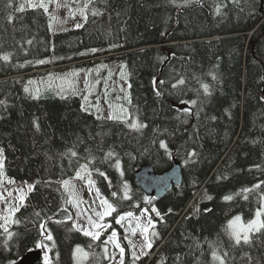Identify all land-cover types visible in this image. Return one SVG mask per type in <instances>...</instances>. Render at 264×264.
Instances as JSON below:
<instances>
[{"label":"trees","instance_id":"obj_1","mask_svg":"<svg viewBox=\"0 0 264 264\" xmlns=\"http://www.w3.org/2000/svg\"><path fill=\"white\" fill-rule=\"evenodd\" d=\"M21 3L25 5L22 13L15 10ZM183 3L93 0L81 27L61 30L55 29L54 15L43 8L33 9L26 0H12L9 8L8 0H0V55L10 54V62L0 59V100L5 102L0 105V147L6 157L3 180L24 185L40 181L16 213L21 223L10 225V231L17 235L7 248L5 236L0 235V264H17L40 249L35 247L40 239L35 213L57 219L61 209H69L67 193L58 181L74 177L89 154L95 157L89 165L94 188L117 211L103 221L111 227L99 241L73 228V220L60 224L50 221L48 228L55 240V247L46 242L51 247V264H74L77 245L89 253L88 264H108L110 247L107 245L106 256L102 242L113 230L125 248L124 264H213L205 241L228 250L234 257L229 264H249L245 252L252 257L251 264H264V232L253 236L251 246L233 248L223 231L231 218L241 215L248 221L259 207L256 192L249 193L248 200L242 195L231 201L223 197L250 187L257 178L264 179V0H240L239 5L202 0L203 6L194 2L180 6ZM225 3L227 7L216 15V5ZM93 7L102 14L92 16ZM253 9L254 14H250ZM8 15L13 16L12 22ZM40 60L45 63L39 64ZM112 60L125 66L123 71L131 85L128 123L132 119L146 123L147 128L140 132L129 129L121 117L110 120L85 112L78 91L62 98L55 93L66 86L76 87L74 83L83 75L89 87L93 81L102 84L113 74L102 63ZM98 64L102 65L95 78L89 69ZM64 71H72V75L57 80ZM180 78L185 84L173 89L172 84ZM202 83L209 84L211 96H204ZM34 89L36 93L39 90L38 98L32 94ZM181 99H195L197 103L190 112H183L189 106L181 104ZM201 100L206 102L201 105ZM161 140L168 145L170 156L160 147ZM74 145L78 156L70 163L59 153ZM110 149L116 155L105 159ZM191 150L198 153L193 158L196 163L188 160ZM176 162L183 167L182 185L160 201L149 198L146 202L147 196L134 184L135 173L144 166L164 173ZM257 164L260 169L253 167ZM48 180L53 183L46 185ZM81 181L73 179L72 183L76 188V182ZM124 182L131 199L122 198ZM112 192L118 195L112 197ZM199 192V211L186 212ZM153 207L163 221H157L159 238H152V250L162 248L150 262L148 258L135 260L129 239L115 219L129 211L141 216L145 208L149 209L147 215L155 218Z\"/></svg>","mask_w":264,"mask_h":264},{"label":"snow or ice","instance_id":"obj_2","mask_svg":"<svg viewBox=\"0 0 264 264\" xmlns=\"http://www.w3.org/2000/svg\"><path fill=\"white\" fill-rule=\"evenodd\" d=\"M50 2H51V0H50ZM173 2H175V0H173ZM193 2L203 6L202 0H184V3L180 6H187L188 4H191ZM227 2L231 3V4L239 5L240 0H227ZM28 3L30 5V7L33 9L43 8L45 13L48 12V7H47V3L45 2V0H39V2H36V0H28ZM92 3H93V0H87V3L85 4L84 8L81 9V15L85 21L88 19L87 13H88L89 5H91ZM7 6L9 8L12 7V0H8ZM222 7H227V3L216 5V7H215V14L216 15L221 14V8ZM15 10L22 13L25 11V5L23 3H21ZM240 11L242 12V11H244V9L241 8ZM101 14L102 13L98 8L93 7L91 9V15L92 16H99ZM250 14H254V9H253V12ZM73 18H74V16H73ZM12 20H13V16L8 15V21L12 22ZM81 26L82 25H80V24L76 25L77 28H79ZM26 43L30 45L32 43V41L28 40V41H26ZM21 47H23V45H21ZM93 51H95V50H93ZM0 59H2L5 62H10V54L0 55ZM38 63L44 64L45 61L40 60V61H38ZM212 79L213 80L216 79L215 75L212 76ZM29 83H31V81H29ZM155 83H156L155 80H153L154 85H155ZM163 83H164V81H160V84H163ZM184 84H185V80L183 78H180L175 83L172 84V88L177 89V88H179V86H182ZM129 87H131V85H129ZM201 87L203 88V94L205 97L211 96L212 93L210 91L209 84L202 83ZM24 90H25V92H28L27 88H25ZM38 91L39 90L37 89V93H38ZM181 91H183V89H181ZM156 94L160 95V92L157 90ZM34 98H38V97H34ZM198 99H199V94H198ZM205 102H206L205 100H201V105H203ZM4 103L5 102L3 100H0V105H2ZM129 103H131L130 99H129ZM196 103H197V100H195V99H193V100L181 99V104H185V105L189 106L187 108L182 109L181 111L190 112L191 106L196 105ZM82 109H83V106H82ZM199 111H202V107H201V109H199L197 111V113H196L197 117L199 116ZM116 118L117 117H109V119H116ZM128 119H131V117H127L126 119H124L123 122H125L127 127L131 130L140 132L142 129L147 128V124L139 121L138 119H132L130 123H128ZM211 119L215 120L216 117L212 116ZM34 126L37 128V130L39 129V124L36 123L35 121H34ZM160 147L163 148L169 156L171 155V152L168 149V145L163 140L160 141ZM74 148H75V145L73 146V148H69L65 152L59 153L60 157L62 159L64 157H68L69 162L71 163V158L78 156V153L74 150ZM89 153H90V150H89ZM45 155L47 156V154H45ZM115 155H116L115 152L110 149L106 153L105 159H109ZM187 157H188V160H191V162L196 163L197 160H195L193 158L198 157V153L195 150L188 151ZM47 158L49 160L52 159L51 156H47ZM5 159H6V157L4 155V148L0 147V174L3 173V169L5 167ZM86 159H87L86 163L79 164V167L76 170L74 177L58 181V183H60L61 187L67 193V199L65 202L68 204H72L76 208L80 207V204L82 203V201L80 200L79 196L77 195V193L75 191V186L72 183V180L73 179L84 180L87 177V184L89 186L90 192H91L92 186H94V184H95V181H93L91 179L92 170L89 168V165L94 162L95 157H93L89 154V156ZM77 163H79V161H77ZM116 163H117V167H119V161L118 160ZM253 167H255L256 169H260L261 165L257 164V165H254ZM251 170L252 169L250 168L249 171H251ZM95 171L98 172L100 176H103V177H105V179H107L106 174L104 172L100 171L99 168H96ZM121 175H123L122 170H121ZM217 178L220 179V177H217ZM8 183H10V184L15 183V181L9 180ZM38 183H40V181H36L33 184H27V192H25V189H23V188L16 189V192L18 193V198L13 197L12 191H8L7 196H5V194L3 192H0V201L4 202L6 204V207H7V214L6 215H0V221H3L2 223H0V229H2V232H0V235L5 236V239L3 241L5 248L8 247V242L11 241L14 236L17 235V233L10 231V225H13V224L19 225L21 223V221L19 219L15 218L16 213L20 211L21 207L25 206V200H26L27 193H31V192L35 191L36 190V184H38ZM44 183L46 185H50L53 182L51 180H48V181H45ZM109 186H111L110 181H109ZM122 187H123V197L122 198L123 199H131V197L129 195V188H128L127 183L124 182L122 184ZM252 192L257 193V200L259 203V207L255 211L254 218L245 222L242 219L241 215H236L227 222V224L225 225V227L223 229L225 235H227L229 240L232 242L231 247H233V248L237 247V246H241V245L251 246L252 241H253V236L257 233L264 232V219H262V217H264V179L257 178L256 183L252 184L250 187L241 188L235 194L225 195L223 197V200L231 201V200H233L234 196L242 195V198L244 200H248V198H249L248 194L252 193ZM111 195H112V197H116L118 194L116 192H112ZM96 196L99 199V204L103 209V211H96L94 213L95 217H97L98 219H93L92 215H88L87 221H88V224L90 225V228L86 229L83 225H79V224H75V223L73 224V228H76L77 230L82 231L83 235L91 237L92 240L99 241L101 238V235H103V232L107 231V229L111 227L110 223H103V221L105 220L106 217L111 216L113 212H116L117 208L113 203H111L109 201V199L107 197H103L100 194L99 189H96ZM144 199L146 202L149 201L148 197H145ZM207 199L211 200L212 197L207 196ZM93 203H95V200L93 201ZM137 207H139V205H137ZM61 211L67 212V209L63 208V209H61ZM171 211L172 210L169 209V212H171ZM196 211H199V209H197ZM210 211H211V209H205V212H210ZM151 212H154L156 217H159L160 221H163V216L161 215V213L156 208L153 207L151 209ZM147 213H149V209L145 208L143 210V212L141 213V215H144ZM35 215L39 218V221L34 222V223H37L39 236H40V239H38L35 242V247L40 248V249L45 251V258H44L45 264H51V258L48 255V253L51 252V247H49V245L46 242H51V246L55 247V240H54L51 229L48 228V224L50 221L53 223H56V224H60L61 220L54 219L53 216H48L46 218L41 217L39 212L35 213ZM56 215H59V214L57 213ZM133 215L134 214L131 211H129L127 213L119 214L117 216V218L115 219V223L121 224V222L123 220H125L126 217L131 218V217H133ZM136 227L140 228L142 233H143V239L145 241V247H146L147 251H144L142 249V254L147 256V255H149V253L153 247V239L152 238L153 237L159 238V233L157 231H155V229L157 227V221L154 220V218L151 215H147L146 223L143 225H141L140 223H137ZM132 235H135V230H133ZM205 242H207L209 244V248L211 249V257H212L213 264H229L230 260L234 259V257L229 256L228 250H222V245H217L216 242H208V241H205ZM102 243L104 245V252H105L106 256L108 254L107 244L112 243L114 245L115 249L119 250V252H118V255L120 257L119 264H124L123 257L125 255V248L121 246V243L118 240V233L115 230H113L111 232V234L108 236V238L106 240H104ZM129 244H131V241H129ZM90 247H91V245H90ZM196 247L200 248L199 242L196 243ZM74 255L76 256L78 264H79L80 261L87 259L89 253L85 252L83 248H81L79 245H77L76 248L74 249ZM57 256H58V253H57ZM132 256L135 260L140 259V255H138L136 252H133ZM244 256H246L248 258V262H249V264H251L252 257L247 252L244 253ZM243 258L244 257H241V259H243ZM112 259H115V256H113ZM177 259H179V257H177ZM10 264H15V261H10ZM161 264H162V262H161ZM197 264H199V261H197Z\"/></svg>","mask_w":264,"mask_h":264},{"label":"rangeland","instance_id":"obj_3","mask_svg":"<svg viewBox=\"0 0 264 264\" xmlns=\"http://www.w3.org/2000/svg\"><path fill=\"white\" fill-rule=\"evenodd\" d=\"M26 1L28 3V0ZM45 2L47 3L48 12L54 15L55 29L59 28L62 30V28H76L77 24L83 25L85 20L81 15V9H83L85 6V0H51V2L50 0H45ZM102 64L105 65L104 67L105 70L109 72H113L112 77L107 79L102 84H99L100 83L99 81L96 82L93 81L91 83V87H89L86 83L87 76L83 75L79 79H77L76 82L74 83L77 84L76 87L68 88L66 86L64 90L60 89L58 91H55V93L62 98L66 95L69 96L71 94H75L78 91L80 93L79 96L82 99L83 110L85 112H88L96 116L97 118L99 117V118L109 119V117H121L122 119H126L129 115V111L127 108L129 104V97H128L129 84L127 83V79L125 76L126 74L123 71V69H125V66L122 65L121 61L118 60L107 61ZM102 64L90 66L89 71L95 72L94 74L95 78H98V70H100ZM71 72L72 71H64L60 73L59 75H57L58 78L57 80H59V78L67 79L69 76L72 75ZM32 83L34 84L33 81L31 82V84ZM60 84L61 83H58V85ZM32 94L37 97V93L35 89L32 90ZM3 176H4L3 173L0 174V192H3L5 196H7L8 191H12L13 197L18 198V193L16 192V189L19 188H23L25 189V192H27V185H24L23 183H19V182H15L11 184L7 183L3 180L5 179ZM75 191L79 196L80 200L82 201V203L80 204L79 208H76L75 206L70 204L67 213L70 214L71 216L70 220H73L75 224L83 225L86 229H88L90 228V225L88 224L87 221V217L89 213L86 210V208H84V206H86L92 212L93 219H98L97 217H95L94 213L96 211H103V209L99 204V199L96 196V190L94 186H92L90 192L89 186L87 184V177L81 182H76ZM31 193H27L26 195L27 198L28 195H30ZM195 199H198L195 206L191 207L193 204L192 201L186 212L188 211L196 212V210L198 209V204L202 199V195L200 192L195 196ZM94 200L95 203H93ZM6 214H7L6 204L0 201V215H6ZM262 219H264V217H262ZM146 220H147V214L138 217L133 215V217L131 218L126 217L125 220H123L119 225H121L125 235L129 239V241H131L130 245H131L132 253L136 252L138 255H140L139 260H144L145 258H148V262H150V260L155 256V254L159 250V247L156 249V251H153L151 249L149 255L147 256L143 255L142 249L144 251H147V249L145 247L143 233L140 228L136 227L137 223L143 225L146 223ZM154 220L160 221L159 217H155ZM2 222L3 221H0V223ZM133 230H135V235H132ZM106 232L107 231H104L103 235ZM107 245H109L110 247L109 248L110 262L108 264H119V260H120V257L118 255L119 250L115 249L112 243H108ZM39 251H42L45 258V251L42 249H39ZM113 256H115V259H112ZM88 261H89V255L87 259L80 261L79 264H88ZM74 264H78L75 255H74Z\"/></svg>","mask_w":264,"mask_h":264},{"label":"water","instance_id":"obj_4","mask_svg":"<svg viewBox=\"0 0 264 264\" xmlns=\"http://www.w3.org/2000/svg\"><path fill=\"white\" fill-rule=\"evenodd\" d=\"M251 33L250 35H252ZM183 183V167L175 163L173 167L164 172L157 173L152 166H144L139 169L134 176V184L140 188L150 199L162 200L173 188L180 187ZM62 222L69 221L71 216L67 212H62L58 216ZM162 246L159 248L161 249ZM44 258L41 251L28 253L17 264H43Z\"/></svg>","mask_w":264,"mask_h":264}]
</instances>
